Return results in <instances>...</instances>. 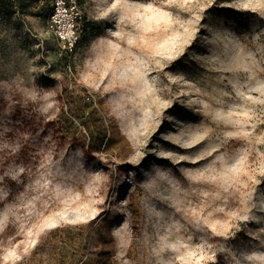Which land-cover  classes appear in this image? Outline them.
<instances>
[{"label": "rangeland", "instance_id": "374dc122", "mask_svg": "<svg viewBox=\"0 0 264 264\" xmlns=\"http://www.w3.org/2000/svg\"><path fill=\"white\" fill-rule=\"evenodd\" d=\"M0 17V264H264V0H75L71 53Z\"/></svg>", "mask_w": 264, "mask_h": 264}, {"label": "built area", "instance_id": "2783aa9c", "mask_svg": "<svg viewBox=\"0 0 264 264\" xmlns=\"http://www.w3.org/2000/svg\"><path fill=\"white\" fill-rule=\"evenodd\" d=\"M51 9L46 27L62 48L60 54L68 55L79 38L78 15L74 13L75 0H50Z\"/></svg>", "mask_w": 264, "mask_h": 264}, {"label": "trees", "instance_id": "16d2710c", "mask_svg": "<svg viewBox=\"0 0 264 264\" xmlns=\"http://www.w3.org/2000/svg\"><path fill=\"white\" fill-rule=\"evenodd\" d=\"M39 0H0V17L1 15L10 14L12 12H24L25 15H35L32 9ZM3 18V16L1 17Z\"/></svg>", "mask_w": 264, "mask_h": 264}]
</instances>
